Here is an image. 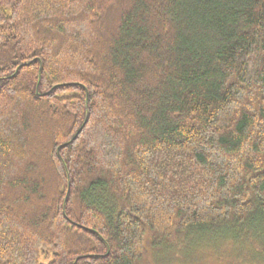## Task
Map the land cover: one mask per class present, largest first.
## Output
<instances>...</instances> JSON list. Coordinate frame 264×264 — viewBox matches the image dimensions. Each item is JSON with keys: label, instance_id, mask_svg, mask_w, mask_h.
Segmentation results:
<instances>
[{"label": "trees", "instance_id": "obj_1", "mask_svg": "<svg viewBox=\"0 0 264 264\" xmlns=\"http://www.w3.org/2000/svg\"><path fill=\"white\" fill-rule=\"evenodd\" d=\"M248 251L264 264V0H0V264Z\"/></svg>", "mask_w": 264, "mask_h": 264}, {"label": "rangeland", "instance_id": "obj_2", "mask_svg": "<svg viewBox=\"0 0 264 264\" xmlns=\"http://www.w3.org/2000/svg\"><path fill=\"white\" fill-rule=\"evenodd\" d=\"M233 249H234V246H233ZM246 250H247V248H241L240 249V247H237L235 253H238V258H239L243 253L246 252ZM231 251H232V248L228 247L225 254L226 255L228 254L229 256H231L229 254V253H231ZM243 256L247 257L248 264H259L260 263V260L257 259L256 254L252 251H248V253L244 254Z\"/></svg>", "mask_w": 264, "mask_h": 264}, {"label": "water", "instance_id": "obj_3", "mask_svg": "<svg viewBox=\"0 0 264 264\" xmlns=\"http://www.w3.org/2000/svg\"><path fill=\"white\" fill-rule=\"evenodd\" d=\"M80 132H81V131H80ZM80 132H79V133H80Z\"/></svg>", "mask_w": 264, "mask_h": 264}]
</instances>
